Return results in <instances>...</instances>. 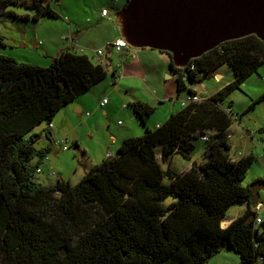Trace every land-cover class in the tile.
<instances>
[{
	"label": "trees",
	"instance_id": "trees-1",
	"mask_svg": "<svg viewBox=\"0 0 264 264\" xmlns=\"http://www.w3.org/2000/svg\"><path fill=\"white\" fill-rule=\"evenodd\" d=\"M20 6L34 11L35 22L57 17L45 0H0V15L17 18L8 9ZM2 41L0 36V46ZM78 51L59 52L48 67L0 54V264H207L222 251L238 255L240 264H264V221L251 211L255 188L264 179L243 184L254 157L232 160L229 130L241 117L223 106L258 74L264 43L248 36L192 59L177 69L178 96L196 95L192 86L225 65L233 80L153 129L148 121L155 108L129 104L142 136L123 140L116 155L109 151L107 157V151L76 184L42 185L36 174L52 151V120L108 77L106 64ZM44 123L47 127L35 133ZM43 136L48 143L36 148ZM194 140L204 143L202 162L179 173L162 170L160 162L176 154L191 161ZM62 143L67 151L71 143ZM234 206L246 209L222 228Z\"/></svg>",
	"mask_w": 264,
	"mask_h": 264
},
{
	"label": "rangeland",
	"instance_id": "rangeland-1",
	"mask_svg": "<svg viewBox=\"0 0 264 264\" xmlns=\"http://www.w3.org/2000/svg\"><path fill=\"white\" fill-rule=\"evenodd\" d=\"M19 1L29 2L30 0ZM124 1L125 0L120 1V4L117 6L118 9L120 8L121 10V8H123ZM45 2L49 5L50 9L56 13L57 17L50 18L45 16L39 21L35 22L32 19L34 11L27 9L24 6L10 7L8 9L9 11L13 12L17 18L9 17L7 15H0V36L3 39V45L0 46L1 55L11 57L19 63L48 67L52 63L54 56L57 54V51L54 52L52 47L57 43V41L65 44L67 43L64 42L65 40L63 37L68 38L70 36L68 32V26L73 25V18L78 20L81 28H86L89 26L87 25L88 23L85 24L86 17L96 16V12L94 10L96 8V0H45ZM25 16H29V18H25ZM115 18H117V15H115ZM46 48L51 50V53L53 54L51 58L44 55ZM85 54L91 58V53L89 51L86 50ZM116 54L117 53L115 51H112L111 55L114 65H116L121 60L119 53L117 55ZM221 69L228 72L229 78L234 77L233 72L227 65L223 66ZM117 71L120 72V69ZM109 74L110 73L108 72V75ZM112 79L113 78L110 74V76H108L101 83H108L109 87L114 88L115 85L112 84ZM143 91L136 89L135 96L144 98L145 94ZM263 93L264 62L259 68L258 74H254L248 78V80L243 84V87H241V90L235 91L223 103L225 109L231 110L233 114L239 115L243 120L241 127H237V122H234L230 128V135L233 137V145L230 151L231 156L235 157L234 154L236 153L234 152H243V156L252 155L254 157V162L246 173L245 179L243 181L245 186H251L256 180H258V178L261 180L264 179V133L260 132V127L264 126V98L261 99ZM186 95L188 94H181L180 98L183 99ZM147 96L149 95L147 94ZM254 101L257 103H255L253 106H250ZM163 107L164 106L159 105L156 108L162 109ZM179 109H181L180 105ZM127 110L130 111L134 117L133 110L131 108H128ZM158 111L159 110L156 109L149 120L157 117L159 113ZM102 112L103 111L100 109L98 115L99 121L102 124L99 128L100 136L105 134L107 139L110 138V135L118 137L120 133H123L126 130V126L128 124L127 118H124L123 116L114 119L110 113L103 115ZM60 113L61 112H59L51 122V126L54 127L52 129L50 128L53 140L52 151L47 157L48 162L44 163L47 165L48 163H54V170L49 169V167H44L42 168L43 171L41 170L36 174V181L42 185H54L57 183V181H59V175L55 174L54 172L64 175L61 176V178L66 177L69 179V181L71 180V184H76L79 182L78 180L80 177L92 167V165L89 164L88 156L90 159L100 157L103 158L104 156V150L93 143L96 139H88L87 135L84 134V130L81 131V134L83 135L79 150H74V146L71 143V145H68L69 149L66 152L62 151L61 140H64L67 135H61L63 133V128L66 127L64 120L59 118L61 115ZM118 121H120V123H118ZM149 124L150 121H148V125ZM134 125H136L138 129H143L138 119L136 122H134ZM46 127L47 126L44 123L38 126L34 131L35 133H40ZM245 129L252 131L253 133L248 131L245 133ZM85 131H87V129H85ZM56 132H58L60 137L56 135ZM237 132L243 134V140L239 139V134ZM97 133L98 131L95 132V134ZM254 134L255 137L253 138ZM91 136H94V132ZM230 138L231 137L229 136V139ZM69 140L70 142H73L72 135L71 137L69 136ZM47 143V138L43 136L36 142L35 147L41 148ZM121 143L122 141L118 140L116 145L108 144V147L110 148L109 150L113 155L117 154ZM193 144L195 146V150L191 161H188L176 154L171 156L167 162H160L162 170L166 171L170 168L171 170L179 173L184 168H187L191 162L195 160H198V162L203 161L204 155L202 153L204 149V143H202L200 140H194ZM57 169H60V171ZM53 173L55 175H53ZM164 183H169L167 176L164 178ZM259 194L264 202V189H259ZM171 201H175V199L170 198L169 202ZM238 208L239 206L230 208L227 213V218L233 217L238 211ZM259 215V218L264 220V209L263 212L261 211L259 213ZM207 264L240 263L238 255L234 254L232 251L230 253L227 251H222L218 255L212 257Z\"/></svg>",
	"mask_w": 264,
	"mask_h": 264
},
{
	"label": "crops",
	"instance_id": "crops-1",
	"mask_svg": "<svg viewBox=\"0 0 264 264\" xmlns=\"http://www.w3.org/2000/svg\"><path fill=\"white\" fill-rule=\"evenodd\" d=\"M120 1L121 0H117V2L116 0H96V8L94 9L96 12V16H87L85 19V24L88 23L87 25L89 26L86 28H81L78 20L76 18H73V25L68 26V32L70 36L64 41L67 43L65 44L57 41V43L52 47V50L54 52L57 51V54L54 56V58L59 54V52L64 50L79 52V49H85V51L87 50L91 53V58H89V56L85 54V51L82 54L86 55L93 63L106 64V69L110 67L111 71L114 72V78L111 75L113 78L112 84L115 85L114 88L109 87L108 83H101L94 87L95 89L93 88L86 95L77 98L74 102L60 111L61 115L59 118L64 120V124L66 127L63 128V133L61 135H67L64 140L67 139L69 142V136L71 137L72 135L73 142L70 143L77 144V146L74 147V150L80 149L83 135L81 134L82 130H84V134L87 135L88 139H96L93 143L104 150L103 158L100 157L90 159L88 156L89 164L92 165V167L105 160V153L107 151H110L108 144L116 145L118 140L123 141L130 137H140L143 135V129H138V127L134 125V122H136L137 120L134 112L133 117L130 111L127 110L129 108V104L135 101H140L150 105L151 107L155 108V110H159L158 116L154 117V119L152 118L151 120H149L150 124L148 125V127L153 129L162 125L172 113L177 112L179 110V105L181 106L180 102L188 96L186 95L183 99L180 98L181 94L187 92L181 93L179 96L177 95L175 80L176 75L168 77V71L171 70V59L169 55L164 52H159L157 50L151 49H132V51L130 52L119 54L121 56V60L116 65L113 64L111 54L114 49L111 48L110 43L120 37L115 18V15H117L120 11V8H117V6L120 4ZM123 5H125V1ZM104 9L108 10L106 16L102 15V11ZM75 44L77 45V47H75ZM98 50H101L104 53L102 59H100L95 54V52ZM44 55L51 58L53 54L51 53V50L49 48H46L44 51ZM107 62H109V65L107 64ZM118 69H120V72L117 71ZM108 76H110V74ZM232 80L233 78L228 77V72L223 71L220 68L213 77H209L207 81H204L201 84L192 86V89L201 100H204L212 97L224 85L228 84ZM136 89L141 91H143L144 89V98L135 96ZM146 93L149 96H147ZM103 99H107L108 102L104 107H101L100 102ZM157 105L164 107L162 109H159L156 108L158 107ZM100 109L103 111V115H106V113H110L114 119L123 116L124 118H127L128 124L126 126V130L123 133H120L118 137L110 135V138L107 139L105 134L100 136L99 128L102 125L98 117ZM118 123H120V121H118ZM236 124L237 127H241V125L243 124V120L241 118L238 119ZM52 128L54 127L51 126V129ZM260 128H264V126ZM85 129H87V131H85ZM96 131H98L97 134H95ZM244 131L246 133L247 129H245ZM93 132L94 136H91L93 135ZM229 133H231L230 130ZM238 134L239 139L243 140V134ZM56 135L60 137V135H58V132H56ZM230 137L231 138L229 139V143L232 149L233 137L231 135ZM245 137L247 138L246 135ZM64 140H61V143ZM234 153L236 154H234L235 157H232V160L235 161L240 158L238 156V153H242L241 155H243V152ZM202 154L204 155V151ZM47 162L48 159L44 163ZM193 162L199 163L198 160H195ZM193 162H191L188 167L184 168L181 172L188 170ZM44 163L41 169L44 167H49V169L54 170V163H48V165ZM57 170L60 171V169ZM54 173L59 175L60 179L58 180H63L70 183L71 180L69 181V179H67L66 177L61 178V176L64 175L57 172ZM54 173L53 175H55ZM82 176H84V174ZM82 176L80 177V179L82 178ZM259 189H264V185H259L255 188L253 194L254 202H263L259 194ZM245 209L246 206H239L236 214L231 218L226 217V220L223 221L225 222V225L224 227H221L226 228L235 218L242 215ZM252 209L253 206L251 208V211ZM263 209L264 207L261 210L262 212Z\"/></svg>",
	"mask_w": 264,
	"mask_h": 264
},
{
	"label": "water",
	"instance_id": "water-1",
	"mask_svg": "<svg viewBox=\"0 0 264 264\" xmlns=\"http://www.w3.org/2000/svg\"><path fill=\"white\" fill-rule=\"evenodd\" d=\"M116 24L132 49L169 55L171 77L224 42L255 36L264 43V0H127Z\"/></svg>",
	"mask_w": 264,
	"mask_h": 264
},
{
	"label": "built area",
	"instance_id": "built-area-1",
	"mask_svg": "<svg viewBox=\"0 0 264 264\" xmlns=\"http://www.w3.org/2000/svg\"><path fill=\"white\" fill-rule=\"evenodd\" d=\"M107 13H108V11L106 9H104L102 11V15L103 16H106ZM110 46H111L112 49H114V51L116 53H119V54H123L124 52L132 51V48L121 37L113 40L110 43ZM81 51H83V50H81ZM95 54L100 59H102L104 53H103V51L98 50V51L95 52ZM199 101H201V99L197 95H191V96L188 95L184 100H182L180 102V104H181V106H186V104H189V103H192V102H199ZM106 103H107V100L104 99L102 101V103H101V106H104ZM207 138H208V134L205 137H202L201 140L206 141ZM228 139H229V137H228ZM65 143H62V144H64L63 150H66ZM106 155H107V157H109V156H111V153L108 151ZM238 156L241 157L242 155L240 153H238ZM263 207H264V202H257L254 205V207H253L254 213L257 214L258 222H260V219H258L259 218L258 216H259V213L261 212Z\"/></svg>",
	"mask_w": 264,
	"mask_h": 264
},
{
	"label": "bare ground",
	"instance_id": "bare-ground-1",
	"mask_svg": "<svg viewBox=\"0 0 264 264\" xmlns=\"http://www.w3.org/2000/svg\"><path fill=\"white\" fill-rule=\"evenodd\" d=\"M224 225H225V222H223V223L221 224L222 227H224Z\"/></svg>",
	"mask_w": 264,
	"mask_h": 264
},
{
	"label": "clouds",
	"instance_id": "clouds-1",
	"mask_svg": "<svg viewBox=\"0 0 264 264\" xmlns=\"http://www.w3.org/2000/svg\"><path fill=\"white\" fill-rule=\"evenodd\" d=\"M133 50H136V49H133Z\"/></svg>",
	"mask_w": 264,
	"mask_h": 264
}]
</instances>
